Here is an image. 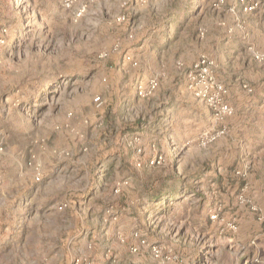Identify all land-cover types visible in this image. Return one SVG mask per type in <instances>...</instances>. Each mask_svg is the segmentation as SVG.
Listing matches in <instances>:
<instances>
[{"label": "rangeland", "instance_id": "374dc122", "mask_svg": "<svg viewBox=\"0 0 264 264\" xmlns=\"http://www.w3.org/2000/svg\"><path fill=\"white\" fill-rule=\"evenodd\" d=\"M246 1L0 0V264H264Z\"/></svg>", "mask_w": 264, "mask_h": 264}, {"label": "built area", "instance_id": "2783aa9c", "mask_svg": "<svg viewBox=\"0 0 264 264\" xmlns=\"http://www.w3.org/2000/svg\"><path fill=\"white\" fill-rule=\"evenodd\" d=\"M78 0H61V2L63 3L64 7L67 8V9H70L72 8V6L74 5L75 2H77ZM251 2V1H250ZM241 3H243V5L245 6L244 10L247 12L249 10H252L253 7H250V3L246 0H241ZM156 83H154V81L151 83L150 85V89H154L156 87ZM144 92L143 91H140V95L143 96ZM222 110L224 112H229V108L228 106H223L222 107Z\"/></svg>", "mask_w": 264, "mask_h": 264}]
</instances>
